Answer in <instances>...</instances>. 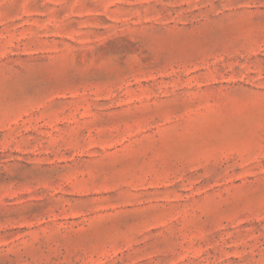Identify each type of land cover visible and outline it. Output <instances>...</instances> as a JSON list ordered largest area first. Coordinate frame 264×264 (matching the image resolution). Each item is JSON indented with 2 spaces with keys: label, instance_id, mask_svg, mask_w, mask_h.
<instances>
[{
  "label": "rangeland",
  "instance_id": "rangeland-1",
  "mask_svg": "<svg viewBox=\"0 0 264 264\" xmlns=\"http://www.w3.org/2000/svg\"><path fill=\"white\" fill-rule=\"evenodd\" d=\"M0 264H264V0H0Z\"/></svg>",
  "mask_w": 264,
  "mask_h": 264
}]
</instances>
